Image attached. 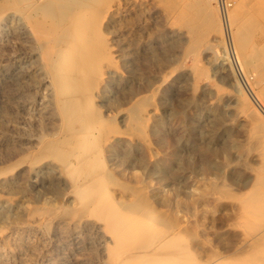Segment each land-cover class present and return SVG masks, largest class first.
<instances>
[{
    "label": "rangeland",
    "instance_id": "1",
    "mask_svg": "<svg viewBox=\"0 0 264 264\" xmlns=\"http://www.w3.org/2000/svg\"><path fill=\"white\" fill-rule=\"evenodd\" d=\"M140 1L146 8L144 17L138 19L135 16ZM231 1L234 9L237 2ZM151 2H112V16L104 30L112 40L117 71L108 74L99 103L102 101L105 114L114 116L120 111L117 116L124 129L127 107L141 96H150L153 106L146 112L144 130L153 154L144 152L145 144L136 137L132 142L138 149L131 156L148 155L147 166L134 168L131 160L135 156L118 151L119 146L107 152L108 165L115 168L112 170L121 183L143 185L156 209L170 211L172 198L180 203L174 211L190 219L205 251L227 254L245 248L251 238L241 222L240 204L236 206L231 197L217 193L202 197L196 188L215 180L224 181L232 192L247 189L243 179L249 173L252 153L242 155V148L249 144L243 94L246 91L250 95V81H254L256 71L241 64L232 37L228 44L216 1L210 0L218 8L222 31L208 34L193 53L187 50L196 40L193 31L162 2ZM6 17L0 24V264H111L104 250L109 237L99 230L97 220L76 222L58 216L65 208H74L76 202L69 178L59 175L55 161L35 166L22 162L38 150L43 136L53 134L50 131L56 120L49 113V79L29 42L18 34L15 16L7 13ZM256 39L255 43H260ZM220 112L224 122L220 119L216 126L212 118ZM214 131L216 138L211 139ZM225 140L236 144L227 154L222 151ZM212 147L218 152L210 153ZM113 156H120L122 166ZM157 159L167 171L151 169V162ZM211 159L214 164L209 168L207 161ZM50 172L56 180L48 177ZM117 190L120 196L122 190ZM35 207H51L56 213L38 217L32 210Z\"/></svg>",
    "mask_w": 264,
    "mask_h": 264
},
{
    "label": "bare ground",
    "instance_id": "2",
    "mask_svg": "<svg viewBox=\"0 0 264 264\" xmlns=\"http://www.w3.org/2000/svg\"><path fill=\"white\" fill-rule=\"evenodd\" d=\"M113 1L0 0V24L7 18V13L15 16L18 34L29 42L49 79V113L56 120L55 123L52 119L55 127L50 132L54 131L53 134L43 136L38 150L25 156L22 162L35 166L55 161L59 175L69 178V189L76 202L74 208H63L58 216L76 222L87 218L97 220L99 230L109 237L104 250L111 264H264V0H236V7L234 5L228 13L229 32L239 60L256 71L254 81L249 80L250 95L244 90L242 93L246 101L242 112L248 125L249 144L240 148L244 157L252 153V163L247 166L249 173L243 179L247 189L241 193L232 192L226 183H222L224 181L215 180L196 188L202 197L217 193L231 197L235 205L240 204L241 222L248 227L251 241L245 248L227 254L202 249L203 241L189 224L190 219H183L178 211V214L174 211L173 207L179 208L180 203L172 198L169 201L175 205L171 206V212L156 209L143 185L121 183L113 171L115 168L112 170L108 165L107 152L116 151L118 146L122 148L118 147V151L133 155L138 149L132 142L136 137L139 143L145 144L144 152L153 154L144 130L146 112L153 106L150 96H141L127 107V127L124 129L119 125L117 114L120 111L114 116L105 114L102 101L99 103L103 100L108 74L116 70L112 40L104 30L112 16ZM154 1L162 2L169 11L177 14L176 19L193 31L196 40L187 47L188 52H195L211 32L222 31L215 2ZM150 3L153 4L151 0ZM137 5L135 17L141 19L146 5L141 1ZM255 39L260 43H255ZM240 70L243 71L242 66ZM222 117L223 114L218 113L212 118L213 123L217 126ZM216 135L214 131L210 138L215 139ZM225 142L222 151L227 154L236 144L229 140ZM209 150L212 154L218 152L213 147ZM148 157L135 156L131 160L134 168L147 166ZM114 158H118L116 162L120 164L123 161L120 156ZM207 162L209 168L214 164L212 159ZM150 167L159 172L167 171V166L159 160L152 161ZM53 174L50 172L48 177L54 178ZM114 184L119 186L114 187ZM117 188L122 190L120 196L116 193ZM38 208L32 209L35 215L56 213L51 207Z\"/></svg>",
    "mask_w": 264,
    "mask_h": 264
},
{
    "label": "built area",
    "instance_id": "3",
    "mask_svg": "<svg viewBox=\"0 0 264 264\" xmlns=\"http://www.w3.org/2000/svg\"><path fill=\"white\" fill-rule=\"evenodd\" d=\"M214 1H216L219 4L221 16H222L223 22L226 26V32H227L226 36L228 38V44L230 45L231 44V39H230L231 36L229 33L230 26H229V20H228V13L230 11V8L233 6V2L231 0H214ZM230 49H231V46H230Z\"/></svg>",
    "mask_w": 264,
    "mask_h": 264
}]
</instances>
